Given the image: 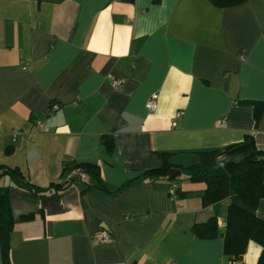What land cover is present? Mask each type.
<instances>
[{"label": "crops", "instance_id": "obj_1", "mask_svg": "<svg viewBox=\"0 0 264 264\" xmlns=\"http://www.w3.org/2000/svg\"><path fill=\"white\" fill-rule=\"evenodd\" d=\"M251 102L264 103V0H0V166L40 188L65 181V163L98 164L110 189L128 183L81 193L84 175L41 196L0 177L11 264H229L224 226L211 239L192 226L224 222L233 198L202 206L205 183L142 174L158 152L187 166L246 136L264 150V108L256 120ZM255 214L264 219V198ZM101 230L107 242L95 240ZM260 251L251 241L239 261L256 264Z\"/></svg>", "mask_w": 264, "mask_h": 264}, {"label": "trees", "instance_id": "obj_2", "mask_svg": "<svg viewBox=\"0 0 264 264\" xmlns=\"http://www.w3.org/2000/svg\"><path fill=\"white\" fill-rule=\"evenodd\" d=\"M209 1L217 7H230L247 0ZM153 2L157 3L159 0H153ZM251 103L254 108V117L258 120L264 103ZM101 142L108 151L113 149L111 134L103 135ZM197 153L198 163L181 166L172 164L168 160L169 153L158 152L160 165L145 171L142 175L155 178L167 176L173 179L175 176H170L169 172L175 169L179 171L178 175L184 174L193 182L205 183L206 188L200 196L202 206L232 197L233 200L227 206L224 229L220 233L223 240V255L231 261H238L245 253L248 243L252 241L261 247L256 264H264V219L255 214L259 201L264 198V150L256 147L252 136H246L242 142ZM219 156L223 158L222 166L218 165ZM231 158L234 160L230 161ZM73 171H81L91 180L81 193L86 189L97 188L108 194H116L128 184L124 183L116 189L108 188L100 175L98 164L91 162L65 163L62 169V175H68L65 181L53 182L46 188H40L26 181L17 168L0 166V177L8 175L14 183L13 186L30 194L42 196L69 189L77 181L76 176L72 174ZM8 191V187L0 186V253L3 264H11L10 235L15 223L11 214ZM33 217V214H28L21 216L20 219L27 221ZM192 232L200 238H214L219 234L217 219L212 217L206 222L194 224Z\"/></svg>", "mask_w": 264, "mask_h": 264}, {"label": "built area", "instance_id": "obj_3", "mask_svg": "<svg viewBox=\"0 0 264 264\" xmlns=\"http://www.w3.org/2000/svg\"><path fill=\"white\" fill-rule=\"evenodd\" d=\"M121 83H123L122 78L111 81L112 86H116V85H119ZM157 105H158V93H152L145 102V108L149 114H152L157 109ZM57 108H58V105L53 104L51 107V111H53ZM34 124L36 125V127L39 131H44L46 129L42 119H34ZM221 125H225V122L223 120L221 121ZM18 134H19V132H15L13 135L16 136ZM222 159L223 158L221 156H219L217 158L219 166H222V164H223ZM72 174L74 176H76L77 172L73 171ZM217 226H218V228H222L224 226V222H217ZM109 239H110V235L105 230H101L95 236V240L100 241V242H107ZM229 264H243V263L238 260V261H231V262H229Z\"/></svg>", "mask_w": 264, "mask_h": 264}, {"label": "water", "instance_id": "obj_4", "mask_svg": "<svg viewBox=\"0 0 264 264\" xmlns=\"http://www.w3.org/2000/svg\"><path fill=\"white\" fill-rule=\"evenodd\" d=\"M234 158H231L230 161H233ZM179 171L178 170H175V169H171L170 172H169V175L170 176H176L178 175ZM84 173L81 172V171H77V174H76V179H82L84 177Z\"/></svg>", "mask_w": 264, "mask_h": 264}, {"label": "rangeland", "instance_id": "obj_5", "mask_svg": "<svg viewBox=\"0 0 264 264\" xmlns=\"http://www.w3.org/2000/svg\"><path fill=\"white\" fill-rule=\"evenodd\" d=\"M179 177L182 178V180L178 181V183L180 185L181 184L188 185L190 183H195V182L191 181L189 178L186 179L187 176L184 174L179 175ZM246 249H247V247H246Z\"/></svg>", "mask_w": 264, "mask_h": 264}, {"label": "clouds", "instance_id": "obj_6", "mask_svg": "<svg viewBox=\"0 0 264 264\" xmlns=\"http://www.w3.org/2000/svg\"><path fill=\"white\" fill-rule=\"evenodd\" d=\"M189 79H191V78L189 77ZM185 103H186V101H185Z\"/></svg>", "mask_w": 264, "mask_h": 264}]
</instances>
